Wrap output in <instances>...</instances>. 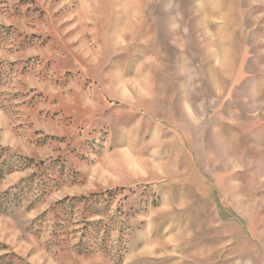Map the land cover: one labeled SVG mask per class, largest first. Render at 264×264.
<instances>
[{
  "label": "rangeland",
  "instance_id": "1",
  "mask_svg": "<svg viewBox=\"0 0 264 264\" xmlns=\"http://www.w3.org/2000/svg\"><path fill=\"white\" fill-rule=\"evenodd\" d=\"M0 264H264V0H0Z\"/></svg>",
  "mask_w": 264,
  "mask_h": 264
}]
</instances>
